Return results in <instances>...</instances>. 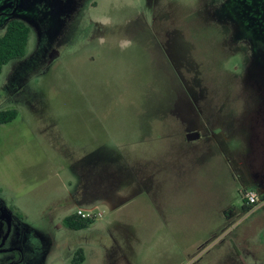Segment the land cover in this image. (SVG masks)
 I'll use <instances>...</instances> for the list:
<instances>
[{"label": "rangeland", "instance_id": "obj_1", "mask_svg": "<svg viewBox=\"0 0 264 264\" xmlns=\"http://www.w3.org/2000/svg\"><path fill=\"white\" fill-rule=\"evenodd\" d=\"M228 1L0 0V35L29 28L0 72L17 111L0 262L17 246V264H264V50Z\"/></svg>", "mask_w": 264, "mask_h": 264}, {"label": "trees", "instance_id": "obj_2", "mask_svg": "<svg viewBox=\"0 0 264 264\" xmlns=\"http://www.w3.org/2000/svg\"><path fill=\"white\" fill-rule=\"evenodd\" d=\"M228 5L243 34L251 39L256 47L264 50V0H231ZM28 34L29 28L23 22L12 20L7 23L0 35V72L4 64L25 55ZM16 116L15 109L1 110L0 124L9 122ZM243 205L249 208V205ZM89 220L73 215L66 217L64 222L77 230L86 227ZM79 256L80 258L74 259L71 264H80L81 254Z\"/></svg>", "mask_w": 264, "mask_h": 264}, {"label": "flooded vegetation", "instance_id": "obj_3", "mask_svg": "<svg viewBox=\"0 0 264 264\" xmlns=\"http://www.w3.org/2000/svg\"><path fill=\"white\" fill-rule=\"evenodd\" d=\"M15 1H16V0H15ZM230 1H231V0L228 1V4H229ZM228 7H229V5H228ZM15 8H16V7H13V8L10 10L9 14H11V13L15 10ZM229 11H230V13L232 14L230 8H229ZM6 14H8V13H7L5 10L0 11V16H1V15H6ZM232 16H233V15H232ZM240 28H241V27H240ZM248 39H249V38H248ZM250 40H251V39H250ZM251 41H252V40H251ZM252 42H253V41H252ZM253 43H254V42H253ZM198 134H199V133H198ZM186 140H187V139H186ZM262 191L264 192V188H263ZM263 192H262V193H263ZM1 210H3V209H0V222H2V223L4 224L5 228H8L7 232H6L5 234H3V237H0V252H1V251H4V252H5V249H6V248H3V245H4L5 241H6L7 235H8L9 232L11 231V218H10L9 214H8L7 212H5V210H4V212H1ZM9 248H10L11 250H8V251H17V252H18V256L16 257V259L14 258L13 260L5 261V263L0 262V264H17L18 261H20V259H21V252H20V249H19L17 246H9L8 249H9Z\"/></svg>", "mask_w": 264, "mask_h": 264}, {"label": "built area", "instance_id": "obj_4", "mask_svg": "<svg viewBox=\"0 0 264 264\" xmlns=\"http://www.w3.org/2000/svg\"><path fill=\"white\" fill-rule=\"evenodd\" d=\"M244 203L249 205V207H253V208H256L259 205H261L258 203V197L256 196L254 192H247L245 194ZM77 215H79L80 217H84V218L90 217L88 211L85 212V210H81V209L77 211Z\"/></svg>", "mask_w": 264, "mask_h": 264}, {"label": "water", "instance_id": "obj_5", "mask_svg": "<svg viewBox=\"0 0 264 264\" xmlns=\"http://www.w3.org/2000/svg\"><path fill=\"white\" fill-rule=\"evenodd\" d=\"M198 137H199L198 132H189V133H186V134H185V138H186L187 140H194V139H196V138H198Z\"/></svg>", "mask_w": 264, "mask_h": 264}, {"label": "crops", "instance_id": "obj_6", "mask_svg": "<svg viewBox=\"0 0 264 264\" xmlns=\"http://www.w3.org/2000/svg\"><path fill=\"white\" fill-rule=\"evenodd\" d=\"M258 187H260V188H262V187H264L262 184H260V185H258Z\"/></svg>", "mask_w": 264, "mask_h": 264}]
</instances>
